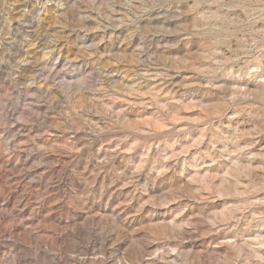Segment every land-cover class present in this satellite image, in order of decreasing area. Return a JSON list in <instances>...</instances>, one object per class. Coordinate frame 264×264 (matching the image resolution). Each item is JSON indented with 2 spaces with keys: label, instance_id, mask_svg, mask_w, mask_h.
<instances>
[{
  "label": "rangeland",
  "instance_id": "374dc122",
  "mask_svg": "<svg viewBox=\"0 0 264 264\" xmlns=\"http://www.w3.org/2000/svg\"><path fill=\"white\" fill-rule=\"evenodd\" d=\"M0 264H264V0H0Z\"/></svg>",
  "mask_w": 264,
  "mask_h": 264
}]
</instances>
